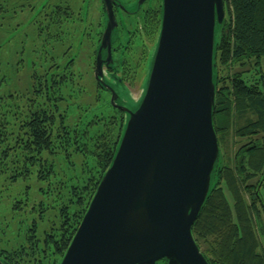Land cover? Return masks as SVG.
<instances>
[{"label":"rangeland","instance_id":"rangeland-1","mask_svg":"<svg viewBox=\"0 0 264 264\" xmlns=\"http://www.w3.org/2000/svg\"><path fill=\"white\" fill-rule=\"evenodd\" d=\"M45 1L40 5L39 0H0V253L16 264H37L38 260H43V264H59L61 253L54 250L53 241L65 230L66 218L75 227L83 216L95 191V182L103 174L96 161L102 134L113 127L110 93L102 91L94 77L97 30L102 27L101 0H88V22L83 20L84 11L81 12V5L83 8L86 5L84 0H72L71 14L57 12L56 18L50 14L51 0ZM20 2L23 9L17 7L16 3ZM149 4L144 6L149 9L147 27L137 26L133 16L125 21L132 35L130 43L123 47L126 76H120L122 82L106 78L118 93V102L130 109L135 108L146 86L149 59L160 26L161 1L150 0ZM44 27L49 30L45 31ZM120 33L125 38V33ZM49 35L55 41L53 50ZM219 36L218 33V43ZM114 48L119 49L118 45ZM114 56L118 57V51ZM254 62L252 59L243 68L230 65L228 70L230 73L249 68L253 71ZM219 70L221 78L226 68L219 66ZM42 106L52 110L56 117L64 114L69 132L59 145L55 126L53 147L43 153L46 161L42 165L38 162L40 157H36L35 163L28 164L24 162L25 152L21 147L23 125L31 111ZM231 122L230 130L219 142L221 166L234 164L237 153L252 142L251 138L235 135L244 118L232 116ZM115 127L113 137L118 125ZM68 138L69 143L65 141ZM259 178L247 184L255 186ZM261 185L264 199V183ZM225 191L232 205L233 199L226 188ZM242 192L252 208L251 190ZM256 208L259 217L252 226L258 251L264 255V212L260 204ZM198 247L206 251L204 242L199 241Z\"/></svg>","mask_w":264,"mask_h":264},{"label":"water","instance_id":"water-1","mask_svg":"<svg viewBox=\"0 0 264 264\" xmlns=\"http://www.w3.org/2000/svg\"><path fill=\"white\" fill-rule=\"evenodd\" d=\"M113 1L103 0L107 23L94 77L124 113L123 130L59 264H209L192 227L219 157L213 110L225 2L160 0L146 86L130 109L104 78L117 27ZM0 264L10 263L0 257Z\"/></svg>","mask_w":264,"mask_h":264},{"label":"trees","instance_id":"trees-1","mask_svg":"<svg viewBox=\"0 0 264 264\" xmlns=\"http://www.w3.org/2000/svg\"><path fill=\"white\" fill-rule=\"evenodd\" d=\"M224 2L227 16L220 26L217 44L214 128L219 143L230 130L232 116L239 120L244 118V122L236 128L235 135L251 138L252 142L246 149H241L237 153L234 164L221 166L222 155L219 154L212 172L209 193L192 227V233L198 246L199 241L205 243L206 251L201 250V252L209 264H264V255L258 251L257 237L252 226L259 217L256 205L260 204L261 211L264 212V199L261 194L263 189L261 184L264 183V0H224ZM252 59L256 65L253 69L256 73L252 76H247L248 73L253 72L251 68L229 72L230 65L232 67L240 65L243 68ZM219 66L226 68V74L221 78L218 72ZM42 81L44 84V80ZM97 85L102 91L108 92L98 82ZM109 107L113 127L107 128L102 134V142L99 144L101 150L96 154L98 167L103 170V174L112 161L124 125V113L113 107L110 102ZM57 108L56 104L55 109ZM118 113L120 116L117 115ZM65 119L64 114L56 117L52 110L45 106L31 111L29 119L23 125L25 131L21 142L22 151L25 152L23 157L25 163H35L36 157H40L38 162H42L43 165L46 161L43 159V153H48L54 144L55 126L60 128L59 132L55 128L59 145L62 144V137L68 136L69 129L66 127ZM116 124L117 134L113 137ZM69 140L70 138L65 141L69 143ZM25 173L28 175L29 171L26 170ZM103 174L95 182V190ZM259 176L255 186L247 184L248 181ZM225 188L233 199L232 205ZM243 189L247 192L251 190L254 201L252 208L243 196ZM81 219L77 220V225L74 227L69 218H66L63 224L65 230L57 240L53 241V248L61 253V257ZM211 236L213 238L208 239ZM0 257L10 264H16L2 256V253ZM37 264H43V260H38ZM159 264L165 263L161 261Z\"/></svg>","mask_w":264,"mask_h":264},{"label":"flooded vegetation","instance_id":"flooded-vegetation-1","mask_svg":"<svg viewBox=\"0 0 264 264\" xmlns=\"http://www.w3.org/2000/svg\"><path fill=\"white\" fill-rule=\"evenodd\" d=\"M85 1L86 0H84V3H86L85 7L83 8V6L81 5V8H82L81 12H82V10L84 11L83 20L84 21L87 20V22H88V20H89V16H88L89 15V13H88L89 6H88V0L86 2ZM41 2L45 3L46 1L45 0H43V1L39 0L38 4L41 5L42 4ZM71 2H72V0H51V5L49 8V9H51L50 14L53 13L52 15L55 18H56L55 15L57 12L64 11L65 14H71V10H70ZM149 2H150V0H145L141 5L138 6V0H128V1L114 0L113 1V11H114L115 19L117 22V27L115 30L112 31V34H111V57H112V61L108 64H106V63L103 64L104 78L118 79V81L122 82L121 80H123V78L122 77L120 78V76L121 75L126 76V74H125L126 69H125V65H124V54H125V52H124L123 47L126 44V42L128 43V41H129V43H130L132 35L129 33V30L126 26L125 21H127L128 18L133 16L135 18V23L137 24V26H139V24H141V25L147 27V22H150L149 9L145 8L144 6L145 5H147V7H148V5L151 6L149 4ZM16 4H17V7L19 6L21 9L24 8L22 2H20V4H18V3H16ZM121 5L124 8L121 7ZM32 8H31V10L34 11L35 8L34 9H32ZM101 8H102V12H101V17H100V25L102 24V27H100L101 29L97 30V31H99V35H98V43H97L96 51L98 50V47L100 45L102 35H103V32H104L105 27H106V23H107V18H106L105 11H104L103 0H101ZM151 9H153V6L151 7ZM15 11H17V10H15ZM19 12H20V10L18 12H14V16L16 14H18ZM160 20H161V7H160ZM148 29H150V27L146 28V37L147 38H149ZM156 29H157V27H156ZM44 30L45 31L49 30V27L48 28L44 27ZM121 31H123L125 33V38L123 37V35H121V33H120ZM44 35H45L44 37H46V34H44ZM49 38H50V40H52L50 47H52V50H53V48L55 47V41H54V38L51 37V35H49ZM149 42H151V41H149ZM116 45H118L119 49L114 48V46H116ZM120 45H121V47H120ZM146 45L147 44L145 43V46H144L145 50L147 49ZM127 47H129V46H127ZM116 51H118V57L114 56ZM52 53H54V52L52 51ZM121 54L123 55V57ZM96 55H97V53H96ZM96 55H95V61H96ZM106 57H107L106 50H102V58L105 59ZM51 59H52V57H51ZM71 59H72V57H71ZM94 69H95V66H94ZM109 85H111V84L109 83Z\"/></svg>","mask_w":264,"mask_h":264}]
</instances>
